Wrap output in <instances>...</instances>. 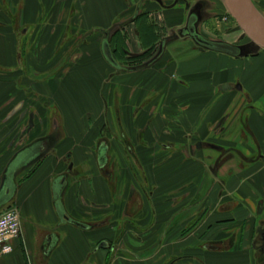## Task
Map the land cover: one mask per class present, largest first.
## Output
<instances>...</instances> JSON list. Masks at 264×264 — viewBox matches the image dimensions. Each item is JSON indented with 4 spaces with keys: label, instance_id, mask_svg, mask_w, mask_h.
<instances>
[{
    "label": "crops",
    "instance_id": "crops-1",
    "mask_svg": "<svg viewBox=\"0 0 264 264\" xmlns=\"http://www.w3.org/2000/svg\"><path fill=\"white\" fill-rule=\"evenodd\" d=\"M195 1L0 0V67L11 69L0 72V127L4 80L32 81L54 108L24 146L49 148L0 207L16 206L21 225L0 264H264V52L230 57L175 38L153 56ZM188 42L197 49H168ZM56 192L84 227L60 220Z\"/></svg>",
    "mask_w": 264,
    "mask_h": 264
},
{
    "label": "rangeland",
    "instance_id": "rangeland-1",
    "mask_svg": "<svg viewBox=\"0 0 264 264\" xmlns=\"http://www.w3.org/2000/svg\"><path fill=\"white\" fill-rule=\"evenodd\" d=\"M252 2L264 20V0H252ZM195 5H200L201 18L198 25V32L203 37L237 46L251 44L250 40L238 28L235 20L230 15L224 4V0H196L193 6ZM193 8L191 7L190 11ZM11 34L12 32H3L4 37L2 39L4 45H7L6 41L10 42L12 40V37L10 38L9 36ZM22 34L21 31H18L15 32V37H13V42L18 43L20 54L24 52L26 45V35L25 33ZM173 34L175 35L177 32ZM176 38L184 37L177 35ZM188 43V45L182 43L171 44L168 49L172 52L171 54L175 55L189 53L194 45L190 42ZM158 50L159 46L155 49L153 56H157ZM260 51L254 48L250 55L258 54ZM133 57V54H130L122 62L137 65L132 61ZM2 66L0 67V72H3V77H11L7 73L11 71V69L7 68L10 65L3 64ZM3 82L9 89L4 88L3 90L4 93L1 97H3V101L7 99V104L4 103L3 107L9 109L8 112L4 113L6 117L3 119L6 122L3 128L0 127V171L16 151L31 143L34 137L46 134L48 130L47 123L50 121L51 116H53L54 111L52 100L35 94L33 95L32 90L28 86H25V83L32 81H28L22 76L17 80H4Z\"/></svg>",
    "mask_w": 264,
    "mask_h": 264
},
{
    "label": "water",
    "instance_id": "water-1",
    "mask_svg": "<svg viewBox=\"0 0 264 264\" xmlns=\"http://www.w3.org/2000/svg\"><path fill=\"white\" fill-rule=\"evenodd\" d=\"M224 4L230 15L235 20L238 28L250 40V45L237 46L223 41H213L206 39L198 32L200 22V5H196L190 12L185 26L171 38L164 39L160 44L158 56L163 52L165 44L175 39L176 36L190 39L201 50H208L216 53L228 55L230 57L250 56L254 48L264 52V20L255 8L252 0H224ZM102 54L105 60L115 69L120 70V66L114 60L106 39L102 41ZM211 146V145H210ZM218 149V147L211 146ZM49 148L47 140L40 141L28 147H24L17 152L8 163L2 180L0 190V207L8 203L16 190V176L30 164L38 160ZM55 207L62 222H67L77 227H84L83 224L68 218L65 215L62 204L59 201V193H55ZM103 246V245H100Z\"/></svg>",
    "mask_w": 264,
    "mask_h": 264
},
{
    "label": "built area",
    "instance_id": "built-area-1",
    "mask_svg": "<svg viewBox=\"0 0 264 264\" xmlns=\"http://www.w3.org/2000/svg\"><path fill=\"white\" fill-rule=\"evenodd\" d=\"M21 232L19 210L10 205L0 212V257L12 252L11 241Z\"/></svg>",
    "mask_w": 264,
    "mask_h": 264
},
{
    "label": "trees",
    "instance_id": "trees-1",
    "mask_svg": "<svg viewBox=\"0 0 264 264\" xmlns=\"http://www.w3.org/2000/svg\"><path fill=\"white\" fill-rule=\"evenodd\" d=\"M150 57V52L148 53H144L142 55L139 56H134L132 59V61L137 64L140 65L143 61L147 60Z\"/></svg>",
    "mask_w": 264,
    "mask_h": 264
}]
</instances>
